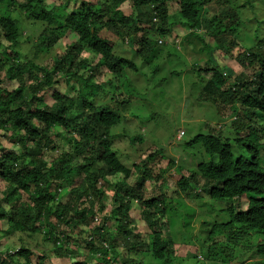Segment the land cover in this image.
Returning a JSON list of instances; mask_svg holds the SVG:
<instances>
[{
    "label": "trees",
    "instance_id": "trees-1",
    "mask_svg": "<svg viewBox=\"0 0 264 264\" xmlns=\"http://www.w3.org/2000/svg\"><path fill=\"white\" fill-rule=\"evenodd\" d=\"M212 1L63 0L58 5L62 10L67 11L68 4L74 7L58 22L56 7L46 0H0V240L4 242L0 241V264H41L48 255L29 243L34 240L38 245V237L43 244H52L58 257L78 238L82 240L79 243L85 246L86 257L79 256L77 247L64 256L71 259L70 264H149L146 257L153 264H173L177 235L167 231L164 221L168 210L165 175L182 170L185 175L176 182L177 198L195 210L201 212L211 204L216 210L211 202L235 201L220 209L228 220L213 222L202 241L209 248L208 259L190 256L192 264H205L206 260L227 264L237 259L236 252L241 257L250 249L254 256L264 257V242L257 241L264 237V161L260 156L264 151V41L242 46L237 41L243 22L240 12L229 10L220 14L222 19L209 20L206 7ZM125 3L135 15L123 12ZM225 15L227 22H223ZM126 22H131L135 33L125 40L119 38L132 49L136 45L133 50L142 59L163 44L147 41L143 24L156 28L160 37H168L175 22L180 23L178 27L188 30L182 41L189 46L194 37L192 54L205 53L207 59L199 69L204 76L199 99L210 104L215 114L226 107L235 116L226 135L208 129L207 134H197L184 144L197 145L208 155L190 170L160 149H152L141 164L130 161L127 166L112 149L110 131L124 117L118 108L104 102L110 90L95 79L104 69L114 74L137 69L133 61L116 53L117 43L101 37L100 32L117 30ZM262 22H255V32L260 35ZM29 31L37 33L36 40L31 42V57L21 61L23 54L16 48L20 40L23 48L29 44ZM228 36L243 48L236 56L240 73L220 65L214 57L216 51L224 54L232 47L226 42ZM69 37L76 40L65 45L64 52H57L50 66L37 64ZM86 55L95 57V62ZM4 81L18 86L5 88ZM46 96L51 104L46 103ZM126 103L117 107L125 108ZM183 135L180 130L177 139ZM4 140L12 147H4ZM162 160L168 161L165 169L156 171L149 165ZM150 180L157 184L159 195L145 197ZM108 189L111 195L106 203ZM191 192L194 198L188 202L181 197L187 198ZM134 209L149 229L145 235L131 217ZM211 211L210 207L206 216ZM99 218L100 225H96ZM208 223L201 221L204 227ZM187 237L189 243L198 241L193 234Z\"/></svg>",
    "mask_w": 264,
    "mask_h": 264
},
{
    "label": "rangeland",
    "instance_id": "rangeland-1",
    "mask_svg": "<svg viewBox=\"0 0 264 264\" xmlns=\"http://www.w3.org/2000/svg\"><path fill=\"white\" fill-rule=\"evenodd\" d=\"M16 1L17 3H21L23 0ZM88 1L96 2L97 0ZM46 3L51 7H56L55 14L58 22H62L66 16V12L74 7L68 4L67 11H64L58 6L63 3V0H46ZM251 5H253L254 8H252ZM121 9L126 15L131 13L135 15L133 8H129V3L122 5ZM235 9L240 12L239 15L243 20L242 26L239 28V38H237V41H239L242 46L246 47H251L259 40L264 41V22H262L260 27L263 34L260 35L255 32L256 27H258L256 23H258V21H264V0H227L226 2L224 0H213L206 7L207 18L213 20L216 19V16L222 19L223 16L220 14ZM170 13L172 14L171 10ZM13 14L15 17L19 16L18 11ZM224 17L225 20H223V22H227L228 18L226 15ZM20 19L25 27L29 28L31 26L29 23L24 22L23 16H21ZM154 22H156V20H154ZM175 23L177 26L174 27L172 34L168 37H160L156 32V28L149 27L147 24L142 25L144 28L143 35L147 41L161 40L163 43L155 48L156 51L146 59H142L143 57H139L135 54L133 49L137 48L136 45H134L132 49V47L122 44L121 37L125 40L135 33L131 28V22L124 23L122 26H119L117 30L103 29L100 32L101 37L110 39L114 44L117 43L116 45L118 46L114 45L116 53L120 57L133 61L137 69L135 72L126 70L124 73L118 74L110 73L104 69L99 75L100 78L95 79L97 83H105L106 89L110 90L104 102L107 104L109 103L113 108H118L119 112L124 117L119 125L110 131V134L111 137H114L112 149L117 153L119 156L118 158H121L120 160L127 166L131 165L130 161L141 164V162L145 161L144 158L152 149H160L167 156L177 159L181 166L186 165L188 170H190L192 164L195 166L198 162L206 161L208 155L197 145L186 147L184 144L192 140L197 134H207L208 129H211L215 134L221 132V134L224 133V135H226V129L230 126V121L235 118V116L229 114L226 107L219 114H215L210 104L203 103V101L199 99L201 88L204 85V80H202L204 76L201 75L202 71H199V69L205 66L201 63V61L206 59L205 53L192 54L191 48L193 47L195 38L192 37V45H186L182 39L187 34L188 30L180 26L178 27L180 23ZM213 23L215 24L217 21ZM167 27L169 28V26ZM30 31L28 33L29 44H27V46L24 45L23 48L22 40H20L19 46L16 48L23 54L22 57L24 59L21 58V61L31 57V42L36 40L35 37L37 33H34L35 30L34 32ZM120 34H123V36H120ZM198 34L202 35L201 31H199ZM233 38L232 36H228L226 41H230L232 47L224 52V54L216 51L214 57L219 61L220 65H226L233 70L234 73H240L242 70L236 56L243 48L239 44L236 45ZM75 40L76 38L74 37L66 38L57 45V50L55 47V51L53 50L51 55L47 58H41L37 64L43 63L44 66H50L52 58L56 53L64 52V46ZM248 40L251 43H249ZM207 42L211 43V41ZM229 52L230 54L227 55ZM86 56H90L95 62V57L91 55ZM17 86V83L9 84L6 81L3 82V87L8 89H14ZM66 91H69V87H66ZM111 97L114 98V102L110 103ZM197 99L199 100L197 101ZM45 101L47 104L52 103L49 96H46ZM122 101H127L125 108L117 107V104ZM180 130L184 131V135L181 137V140H178L177 138ZM229 133L230 131L227 130V135H229ZM135 137H138V139L142 137V141L136 140ZM133 140H135V144H131ZM3 145L4 147L11 148L13 144L4 140ZM136 154H139V156L136 157ZM262 156H264V154H262ZM166 160H162L160 163L156 164V166L153 164L149 165L156 171L159 167L165 169L168 162ZM187 168H185V170ZM153 173L155 175L154 171ZM181 174L185 175V171L182 170L180 174L165 175L166 183L164 192L166 197H168V210L164 221L168 223L167 231L172 235H177L175 236L177 243V245H175L176 260L174 259L173 264H192L190 256H196L199 260H205L204 258L208 259V250L206 249L209 248L203 245L202 241L213 222L221 223L228 220L227 213L220 209L235 204V201L222 203L211 202L214 204L216 210H213V205L211 204L210 207L212 211L206 216L210 210L209 205L199 212L188 202V199L194 198V192H191V195L187 198H185L184 195L181 196L188 203L177 198L176 182L180 179ZM133 181L134 178L128 182L132 184ZM2 189L3 185L0 184V191ZM110 195L111 192L108 189L104 202H109ZM155 195H159V189L157 184L153 180H150L146 183L144 196L151 197ZM240 200V205L244 208V198ZM134 207L136 208L137 206ZM106 208L108 209V206ZM98 217L102 219L101 216ZM131 217L137 224L138 231L142 232L143 235L149 232L147 226L140 220V216L136 209L131 213ZM100 218L96 221L94 219L96 225H100ZM201 221L209 223L204 227L201 225ZM184 225H186L185 228H183ZM3 227H6L5 224H3ZM179 230H182L181 235H178ZM192 234L198 241L189 243L187 236H191L190 238H192ZM75 239H77V237H75ZM79 241L82 240L78 238V241L76 240L74 244L70 246L68 252L65 253L67 256L78 247L79 256L86 257L87 251L85 246L79 243ZM180 241H184L185 243H181ZM257 241L264 242V237H260ZM36 242L38 245H35L34 240L29 241L31 246L37 248L40 252L44 251L46 255H48L47 259L41 264H70L71 259L65 258V254H63L64 256L62 257L53 254L54 247L52 244H43L41 237H38ZM252 244L253 242L251 241V245ZM246 250L247 249H245L243 253ZM122 253L123 251L121 250V254ZM253 253L254 249H250L239 257L238 255L242 253L238 251L236 252L237 259L227 264H252L254 262H261L264 264V257L254 256ZM146 260L149 264H153L147 257ZM204 263L223 264L220 260L219 262L206 260Z\"/></svg>",
    "mask_w": 264,
    "mask_h": 264
},
{
    "label": "clouds",
    "instance_id": "clouds-1",
    "mask_svg": "<svg viewBox=\"0 0 264 264\" xmlns=\"http://www.w3.org/2000/svg\"><path fill=\"white\" fill-rule=\"evenodd\" d=\"M153 21H154V20H153ZM155 23H156V22H155ZM156 41H158V40H156ZM158 43H162V41L159 40ZM262 142H264V141H262ZM262 154H264V151H262V152L260 153V156L262 157V159H263V161H264V156H262Z\"/></svg>",
    "mask_w": 264,
    "mask_h": 264
}]
</instances>
